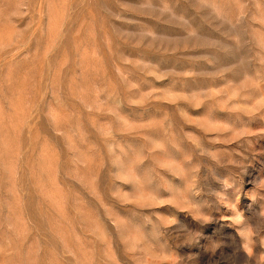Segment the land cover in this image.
I'll return each mask as SVG.
<instances>
[{
    "label": "rangeland",
    "instance_id": "1",
    "mask_svg": "<svg viewBox=\"0 0 264 264\" xmlns=\"http://www.w3.org/2000/svg\"><path fill=\"white\" fill-rule=\"evenodd\" d=\"M0 264H264V0H0Z\"/></svg>",
    "mask_w": 264,
    "mask_h": 264
}]
</instances>
